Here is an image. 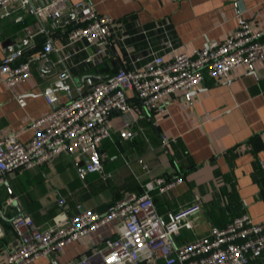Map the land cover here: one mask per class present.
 <instances>
[{
	"label": "crops",
	"instance_id": "1",
	"mask_svg": "<svg viewBox=\"0 0 264 264\" xmlns=\"http://www.w3.org/2000/svg\"><path fill=\"white\" fill-rule=\"evenodd\" d=\"M76 1L67 0L69 4ZM86 1L99 13L113 17L116 27L101 65L81 63L80 53L74 57L76 76L91 72L97 79H105L122 64L146 54L150 47L161 48L166 31L153 29L158 23L166 25L179 50L189 53L226 38L244 21L264 29V0ZM24 18L27 24L34 23L32 12L0 22V62L5 54L3 45L12 47L22 28L17 23ZM146 29L150 30L145 34ZM37 65L34 63L27 80L14 87L0 82V137L12 132L23 142L33 137L32 120L50 109L44 93L50 86L60 103L67 101L65 87L53 83L54 71L44 72ZM128 95L133 107L112 113V136L98 147L102 171L82 177L75 157L62 153L48 163L9 176L0 186V221L6 230L0 240V264H6L7 244L14 239L11 217L16 213L30 214L42 227L55 226L65 216L75 215L79 204L105 211L124 195L142 192L146 182L159 176L183 177V182L157 198L165 220L182 206L200 203V209L189 216L193 227L182 229L179 242L207 234L212 225L223 226L240 212L264 221V59L235 68L227 78L207 73L198 88L170 96L165 112L148 111L139 106L134 92ZM126 120L132 122L134 131L129 138L120 135ZM163 136L176 141L165 145ZM230 193L235 196L237 209L232 206ZM13 196L16 199L9 203ZM61 197L64 204L58 201ZM4 216L9 219L5 221ZM110 234L112 225L68 242L58 255L59 261L69 263L84 252L96 250ZM29 264L53 263L45 256ZM248 264H264V254Z\"/></svg>",
	"mask_w": 264,
	"mask_h": 264
},
{
	"label": "built area",
	"instance_id": "2",
	"mask_svg": "<svg viewBox=\"0 0 264 264\" xmlns=\"http://www.w3.org/2000/svg\"><path fill=\"white\" fill-rule=\"evenodd\" d=\"M24 12L34 14V23L22 26L11 48L3 45L0 82L14 87L32 75L37 63L39 70H54L53 83L68 84L67 101L60 103L50 86L44 92L50 109L32 120L33 137L28 142L15 132L0 137V186L9 176L48 163L62 153L75 157L82 177L100 172L103 162L98 147L112 136V113L133 107L129 91L134 92L139 106L165 112L170 96L198 88L207 73L227 78L235 68L264 59V29L255 28L249 21L242 22L226 38L213 40L192 53L179 50L166 25L158 23L153 29L166 31L161 48L150 47L146 54L122 64L105 79H96L91 72L76 76L73 60L78 53L86 65L104 62L112 45L115 19L99 13L86 0L71 4L67 0H0V22ZM40 36L44 38L41 43ZM19 101L25 103L23 97ZM133 134L132 122L126 120L120 135L129 138ZM162 139L165 145L176 141L167 136ZM181 182V176L156 177L146 182L142 192L124 195L105 211L79 204L75 215L65 216L50 227H42L30 214L18 212L11 217L14 239L7 244L6 264H29L45 256L51 257L53 264H248L264 254V221H255L247 212L233 216L223 226L212 225L207 234L177 243L182 229L193 227L189 216L200 209V203L182 206L165 220L152 191L163 194ZM15 199L10 197L8 202ZM58 201L65 203L63 197ZM108 225H112V234L103 238L96 250L84 252L69 263L59 261L58 255L68 242Z\"/></svg>",
	"mask_w": 264,
	"mask_h": 264
},
{
	"label": "trees",
	"instance_id": "3",
	"mask_svg": "<svg viewBox=\"0 0 264 264\" xmlns=\"http://www.w3.org/2000/svg\"><path fill=\"white\" fill-rule=\"evenodd\" d=\"M34 19V18H33ZM12 22H13V20H12ZM29 21L27 20L26 21V18H24V21L23 22H20V23H17V25H20V26H24L25 24H27ZM12 26H13V24H11ZM14 26H15V24H14ZM43 37L42 36H40L39 38H38V42L39 43H41L42 41H43ZM101 65V64H100ZM97 79V78H96ZM106 140V139H105ZM86 177V176H85ZM152 193H153V195H154V198H155V201H156V204H157V206H158V208H159V205H158V201H157V198L159 197V191L156 189V190H153L152 191ZM230 200H231V202L233 203V208L234 209H237L238 208V204H237V202H236V199H235V196H234V194L233 193H230ZM159 210H160V208H159ZM161 211V210H160ZM241 213V212H240ZM240 213H238V214H240ZM180 234H181V232H180ZM180 234L178 235V236H176V242L177 243H182V242H179L178 240H179V236H180ZM185 241H187V240H185Z\"/></svg>",
	"mask_w": 264,
	"mask_h": 264
},
{
	"label": "water",
	"instance_id": "4",
	"mask_svg": "<svg viewBox=\"0 0 264 264\" xmlns=\"http://www.w3.org/2000/svg\"><path fill=\"white\" fill-rule=\"evenodd\" d=\"M49 71L53 72L54 70L53 69H50ZM57 84L61 85L62 87H67V83L66 82H63V81H58ZM9 218L4 216V220H8ZM6 234V230H5V227L2 223V221H0V240L5 236Z\"/></svg>",
	"mask_w": 264,
	"mask_h": 264
}]
</instances>
